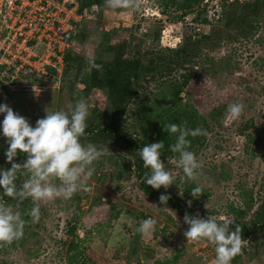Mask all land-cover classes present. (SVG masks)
Listing matches in <instances>:
<instances>
[{
  "label": "rangeland",
  "instance_id": "1",
  "mask_svg": "<svg viewBox=\"0 0 264 264\" xmlns=\"http://www.w3.org/2000/svg\"><path fill=\"white\" fill-rule=\"evenodd\" d=\"M85 1L91 2L86 12L92 16L83 24L77 59L61 89L31 91L21 86L25 83L21 80L12 90L0 87V103L35 126L46 112L70 114L84 100L90 108L87 126L107 125L105 93L86 89L76 72L89 73L90 61L96 57L110 61L113 54L105 52L108 45L126 57L140 53L144 62H159L153 74L146 73L128 106L127 132L156 143L158 114L168 108L177 114L189 113L188 122L179 125L206 132L189 137V150L200 167L194 180L182 179L178 154L165 146L160 159L175 184L161 188L181 200L191 217L218 221L228 217L249 223L264 201L262 0H204L181 21L176 11L163 10L161 0H133L134 12L110 10L105 0ZM247 2L259 3L256 15L247 11ZM242 12L252 18L251 26L228 24V14ZM209 35L211 39H204ZM165 48L182 53L175 56ZM174 85L181 88L178 103L171 94ZM233 103L243 104L244 110L238 119L229 120L227 109ZM93 145L102 155L86 181L89 190H80L70 199L35 202L40 209L38 226L26 235L23 247L0 252V264H70L66 253L70 241L78 244L77 252L86 264H213L214 245L186 239L184 215L161 205L157 196L149 199L140 191L141 179L131 156L112 145ZM7 148V138L0 134V167L4 169ZM196 188L200 191H193ZM145 218L157 220L148 235L138 231ZM72 227L74 236H69ZM242 239V251L231 264H264V228Z\"/></svg>",
  "mask_w": 264,
  "mask_h": 264
},
{
  "label": "clouds",
  "instance_id": "2",
  "mask_svg": "<svg viewBox=\"0 0 264 264\" xmlns=\"http://www.w3.org/2000/svg\"><path fill=\"white\" fill-rule=\"evenodd\" d=\"M105 5L110 10L134 12L137 9L133 0H105ZM90 65L98 70L101 68L94 60L90 61ZM243 110V104L233 103L227 109V118L236 120ZM0 114L3 115L0 134L7 138L8 144L4 155L6 162L11 164L9 169L0 167V193L17 201L31 199L33 202H48L56 198L70 199L80 190H89L86 181L94 175V164L102 152L91 143L81 142L90 115L89 105L84 100H79L70 114L62 110L46 112L35 126L6 104L0 103ZM167 133L176 137L175 143L168 147L179 156L178 165L184 174L182 179L194 180L200 164L196 154L189 150L188 137L205 135L206 132L171 123L167 126ZM164 148V142L160 141L147 144L137 151L144 167L150 169V174L146 175V185L157 190L175 184V177L166 170L160 159ZM18 152L26 154L23 164L13 162ZM22 176L27 178L18 185L17 181ZM169 199V195L162 194L159 203L166 205ZM188 204L190 206L191 201ZM28 214L33 223L37 222L40 218L39 207L33 206ZM183 220L188 226L184 233L186 239L206 240L214 245L213 264H231L233 258L241 253L244 240L241 238V228L231 227L234 225L233 219L221 217L218 221L213 217L185 215ZM25 223L20 211L0 200V244L10 245L22 238ZM156 224V219L145 218L138 231L144 235L151 234Z\"/></svg>",
  "mask_w": 264,
  "mask_h": 264
},
{
  "label": "trees",
  "instance_id": "3",
  "mask_svg": "<svg viewBox=\"0 0 264 264\" xmlns=\"http://www.w3.org/2000/svg\"><path fill=\"white\" fill-rule=\"evenodd\" d=\"M78 1L80 2L81 11L85 13L86 8L91 5V2L89 3L85 0ZM203 1L204 0H161L160 5L164 11L169 8L176 11V19L177 21H181L187 15L192 14L194 9L199 7ZM262 3L264 4V0H262ZM244 5L247 6V11L250 10L252 15H256L255 13L260 8L259 3L257 2L253 4L247 2V4L244 3ZM251 20L245 12H242L238 15L236 13H230L228 14L227 18L228 24L234 23L237 26H251ZM204 39H211V36H204ZM165 50L172 52L175 56H179L180 53H182L180 49L165 48ZM105 52L112 53L113 57L110 61H105L100 57H96L94 62L101 66L99 70L91 67V71L84 74L83 76H81L79 71L76 72V78L83 81L86 89H97L105 93L107 101L106 109L110 118V121L107 125H88L85 136L82 137V141H88L91 144H101L106 146L112 145L120 148L126 154L131 156L134 160L136 172L141 179L139 189L147 198L152 199L154 196L159 198V196L162 194L169 195L162 188L158 190L153 189L150 185H146L145 183L146 175L150 174V169L144 167L143 161L141 160L137 151H139V149L143 146L152 142L147 138L139 139L134 137L126 130V112L128 106L132 102L133 98L137 95L138 90L141 87V83L145 79L146 73L153 74L159 62L157 63L152 59L148 62H144L143 56L140 53H137L132 58L126 57V55L120 49H116L115 46L108 45ZM75 53L76 52L74 50L68 52L66 55V67L64 70V77L61 87L65 77L73 69L72 64L77 59V57H74ZM0 87L4 88L2 86ZM180 91V87L177 85L173 86L171 94L177 103L180 101ZM172 111V108H168L167 110H164L158 114L157 124L154 128L156 137L159 140L158 142L163 141L166 147L174 144L176 141L175 135H169L167 133V126L171 123L186 124L188 122L187 119L190 118V114L187 112H181L177 114ZM25 160L26 154L18 152V155L14 158L13 162L23 164ZM10 167L11 164L7 163L6 169H9ZM24 179V176L20 177V179L17 181V184H21ZM0 191H2V189H0ZM0 200L13 205L18 211L21 212L22 218L26 222L22 238L14 241L10 245L0 244V252L6 251L8 249L21 248L26 242V235L29 233V231L32 230L33 227L38 226V221L33 223L32 218L28 214L31 208L35 206V202H33L31 199H25L23 201L13 200L3 193H0ZM166 205L174 211L181 212L184 216L188 215L187 206H185V204L178 198H172L170 196V199L167 201ZM234 226L241 228V238H246L250 234H256L261 231L264 228V201L262 202L258 211L255 213L254 218L249 223L242 224L234 222V225L231 227L234 228ZM74 229L75 228L72 227L68 230L69 236H74ZM77 249L78 244L76 242L70 241L68 243L66 253L69 263L86 264L82 259L83 254L78 253Z\"/></svg>",
  "mask_w": 264,
  "mask_h": 264
},
{
  "label": "built area",
  "instance_id": "4",
  "mask_svg": "<svg viewBox=\"0 0 264 264\" xmlns=\"http://www.w3.org/2000/svg\"><path fill=\"white\" fill-rule=\"evenodd\" d=\"M78 0H0V86L59 91L83 24Z\"/></svg>",
  "mask_w": 264,
  "mask_h": 264
}]
</instances>
